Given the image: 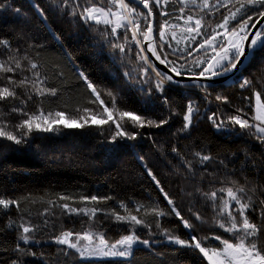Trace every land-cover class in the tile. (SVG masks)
<instances>
[{
	"label": "trees",
	"instance_id": "obj_1",
	"mask_svg": "<svg viewBox=\"0 0 264 264\" xmlns=\"http://www.w3.org/2000/svg\"><path fill=\"white\" fill-rule=\"evenodd\" d=\"M92 2L116 10L108 0H103V4L101 0ZM79 4L78 11H82L87 0H79ZM72 7H75L74 2ZM153 7L157 29L165 21L182 27L190 14L205 17L206 27L201 29L204 35L197 37L195 43L177 44V39L168 36L172 48L181 49L175 54L164 44L168 59L176 62L182 74H198L206 64L196 61L207 62L210 50L196 51V48L222 22L228 9L218 5L213 15L194 5L185 7L179 0H169L166 7L163 4ZM182 8H185L183 13ZM248 11L256 16V9ZM135 18H140L143 24L142 17ZM104 32L108 35L101 34ZM125 34L128 41L123 40ZM117 43L126 44L124 52L112 46ZM139 52L140 47L132 42L130 31L111 35V27L92 21L85 23L79 14H71V8L64 6L63 0H0V62L14 69L0 72V87L14 88L17 93L16 99L0 101V124H6L8 130L20 135L16 125L27 117L19 109L29 115L38 110L82 114L75 112L77 108L100 113L102 106L99 102H90L95 96L86 88L80 73L101 91L105 105L111 106L112 98L106 94L111 92L117 108L147 119L168 121L159 128H133L125 118L122 125L137 133V137L134 140L118 138L115 143L111 141L114 134L111 121L103 126L90 121L83 128L54 125L57 130L46 133L33 130L21 144L0 137V199L16 201L19 205L0 206V264H210L199 250L170 242L165 232L184 240L195 235L210 249L222 248L216 236L233 239L231 233L219 227L225 217L218 216L220 209L214 208L213 202L203 198L196 189L210 192L233 187L231 181H236V186H246L248 195L253 198L255 211L250 208L247 212L250 220L264 223L260 217L264 206L259 203L264 200V143L257 139L262 134L227 122L228 116L240 115L256 124L253 90L241 88L240 84L248 79L257 91L261 89L264 46L257 48L252 63L233 84L202 89L178 88L165 82L163 94L154 87L158 80L154 72L149 69L148 76L142 74V69L148 66L139 59ZM17 61L21 64L19 69L15 68ZM31 63L38 67L31 69ZM37 72L44 79L43 86L56 88L57 95L38 97L33 94L32 99H28L32 92L31 81ZM25 77L28 78L27 91L10 83V80ZM217 95L227 97L228 103L217 101ZM261 102L264 103V92ZM190 103L198 112L194 113L192 127L180 131ZM14 108L17 111H13ZM213 113L226 121L220 128L209 119ZM114 118L119 119L115 113ZM196 153L209 155L211 159L201 163ZM186 162H191L193 174L188 172ZM149 170L157 177L159 186L148 175ZM252 188L256 189L255 193L250 191ZM164 193L191 223V229L185 228L171 211L173 206L167 203ZM221 195L224 194L218 193ZM61 196L66 199H60ZM91 197L98 199L93 201ZM220 203L219 199L215 202ZM65 204L68 208L62 207ZM157 206L168 214L153 215L152 209ZM73 208L78 212L70 211ZM84 209L89 213L85 214ZM91 209L97 210L95 216L91 215ZM113 212L120 215L131 212L149 227L117 221ZM194 213L203 220L196 219ZM235 214L239 219V213ZM21 225L35 229L28 234L32 240L27 244L19 239ZM130 230L150 244H140L142 246L126 258L81 257L76 250L55 242L65 231L74 234L90 231L95 243L98 244L99 234L113 243ZM259 239V247L264 250V231L260 232ZM79 243L86 245L87 241Z\"/></svg>",
	"mask_w": 264,
	"mask_h": 264
},
{
	"label": "snow or ice",
	"instance_id": "obj_2",
	"mask_svg": "<svg viewBox=\"0 0 264 264\" xmlns=\"http://www.w3.org/2000/svg\"><path fill=\"white\" fill-rule=\"evenodd\" d=\"M72 2L75 3V7H72ZM63 0L64 6L71 8V14H79L80 18L84 20L85 23L89 21L94 22L96 25H104L106 28L111 27V35H117L119 30H124L125 33L131 32L132 42L140 47V52L137 54L139 59L143 61L144 64H147V68L142 69V74L144 76L149 75V69L155 73V76L158 78L154 82V87L156 91L163 94L165 82L178 83L174 79L173 75L168 73H161L155 67V65L149 60L146 54L141 55L142 53L150 52L153 57L160 64L164 65L169 69L171 73L175 74V77L182 78V72L180 68L175 66L176 62L169 60V53L164 52V44H167L168 47L172 48L171 43L165 40L167 34L166 30L168 29H180L181 33H188L189 35L181 37V39H187L191 43H195L197 37L204 35L201 29L205 28V17L197 14L187 15L184 19V26L181 27L178 24L169 25L167 21L161 23L156 30L157 35H154L153 19L155 16L154 7H160L162 4L166 7L169 3V0H139V3L147 9V13L139 12L135 7H132L126 0H108V2L114 6L117 10H113L112 7L99 6L92 2V0H87L86 6H83L82 11L80 9L79 0ZM179 2L185 7L188 5H194L199 8L201 11L208 10L210 14H215V9L217 5L222 6L228 9L227 15L222 17V22L216 25L215 29L211 33H208L203 40H201L196 48V51L204 49L205 52L210 50L212 53H215L210 57V59L205 62L204 60H197L198 64H206L202 70L196 74V77H204L205 79H211L212 77L219 76L222 73H226L237 67V64L240 63V58L246 56L245 54V44H248L250 49L258 48L264 46V34L257 32L255 37L249 41V36L251 32L249 30L250 25L255 26L261 20H264V0H216V4H213V0H179ZM103 4V0H101ZM235 5H238L236 7ZM38 7V6H37ZM232 7H235V10H232ZM256 9V16H252L248 9ZM19 11V9H17ZM185 8L181 9L183 13ZM42 14V10H41ZM163 15L167 16V12H163ZM135 17H142L143 24L140 20L135 19ZM235 22V23H233ZM209 27L211 25H208ZM104 36H107L108 33H101ZM222 37V39H220ZM171 39H177V33L171 31ZM124 41H128V36L125 34L123 36ZM162 41L163 43H159ZM181 41L177 40V44ZM6 45V42H3ZM147 45V49L143 45ZM113 47L118 48L121 52H124L126 44L117 43L112 45ZM186 50V49H185ZM181 51L180 48H172V54ZM27 59V57H25ZM38 65L36 63H31L30 68L36 69ZM183 67V65H181ZM15 68H21L19 61L16 62ZM12 67L7 66L6 63L0 62V72H13ZM208 74L205 76V74ZM35 79L31 81L32 92L28 94V99H32V95L38 97H43L45 95L55 96L57 95L56 88H48L44 85V79H41L40 73H35ZM127 75V73H126ZM81 79L84 81L85 86L91 93L95 96L94 101L91 103L99 102V105L102 106V111L100 113H93L91 109L88 108H77L75 112L82 113L80 115H68L63 111H48L38 110L36 113L29 115L23 109H19L27 119L23 120L16 125V128L20 130V135H15L11 130H8L6 124H0V137H4L10 141H13L15 144H21L25 141V138L33 130L38 132H52L57 130L54 128V125L63 124L64 128H83L85 125L92 123L103 126L109 124V121L112 122L114 126V134L111 137V141L115 143L117 139H129L134 140L137 137V133L128 131L124 127L121 121H124L127 118V121L131 124L133 128H144V127H156L159 128L164 124H167V120L155 121L152 119H147L139 114H136L131 111L121 110L115 105V96L108 92V96L112 98L111 106L105 105L104 100L101 99V91L98 90L97 86L93 84L87 76L83 73H80ZM27 77L19 81H11L10 83L14 84L16 87L25 88L27 91L28 83ZM151 80V77H149ZM202 89H206L207 85H199ZM241 88H251L253 90V95L255 98V115L253 119L259 123L252 124L249 123L247 119L242 118L240 115H233L227 117V122L233 125L239 126L241 129H254L255 133H260L262 135L257 136V139L261 140L264 143V103L261 102V93L264 92V83L261 84V89L256 90L255 85L251 80L244 79L240 84ZM151 89H149V92ZM9 98L16 99L17 93L14 88L8 86L0 87V101L7 100ZM217 101H222L223 103H228V98L217 95L215 97ZM164 103L167 104V97H164ZM17 111V109H13ZM240 109H237V112H240ZM198 112L193 104H188L186 108V113L183 116L184 124L180 131H187L193 125L194 113ZM114 113L118 116L119 119L114 118ZM106 114V116H103ZM102 116L103 118H97ZM212 120L213 125L217 128H220L225 124V120L220 119L216 116V113H213L209 117ZM174 152H177V149L173 148ZM199 157L200 162H206L211 159L209 155H201L200 153L195 154ZM188 172L193 174L191 162H186ZM148 175L152 178L153 181L159 186V181L157 177L151 172L148 171ZM233 187H221L217 190L210 192H204L201 189L197 188L196 191L208 201L213 202L214 208H219L218 216H224L225 222L219 223V227L224 229L225 232L232 234L233 239H222L219 236H216L215 239L220 241V244L223 245L222 248H208L203 244V242L198 239L195 235L191 236L189 240H184L178 236L172 235L170 232H165V236L170 242H173L177 245L184 247H191L196 250H199L200 253L206 257L211 264H264V250H262L259 245L261 243L259 235L261 231H264V223H256L250 220L247 212L250 208L255 211L253 208V198L248 195V189L246 186H236V181H231ZM163 192V189L161 188ZM250 191L255 193L256 189L252 188ZM218 193L224 195L218 196ZM225 196L227 199H225ZM164 197L167 200L169 205H172L171 211L179 217L185 228H192L191 223L184 219L181 216V213L177 211L174 201L168 197L167 193H164ZM60 199H66V197L61 196ZM70 199V197L68 198ZM87 199V198H85ZM93 201L97 200V197H91ZM220 200L221 203L216 205L215 202ZM238 207H233V204ZM261 206H264V200L259 201ZM12 205L19 206L16 201L0 199V206L3 208H9ZM62 207L68 208V205H63ZM123 207V205H122ZM143 207V206H141ZM72 212H78L77 209H70ZM85 214L89 213V210H83ZM96 209H91V215L95 216ZM139 211V209H137ZM153 215L164 216L167 215L164 210L159 209V207H154L152 209ZM235 213H239V219ZM112 215L117 221L128 223L129 225H143L144 227H149L145 224V221L142 218H138L136 215L129 212L127 215H120L113 212ZM196 219L203 220V218L198 214L194 213ZM260 217L264 220V211H261ZM239 225V226H238ZM22 228V233L19 237L21 241L25 244L29 243L32 240L28 234L33 232L35 229L30 226H20ZM75 236V240L73 237ZM98 244L94 242L93 233L85 232L83 234H74L71 231L62 232L59 237L56 238L55 242L59 245H65L69 249L76 250L81 257H91L97 255L111 256V257H131L132 249L137 243L148 246L150 242L148 240H142L135 231L130 230L129 234L123 235L121 238L116 240L113 243H110L103 234L97 236ZM87 241L86 245H80L79 241ZM17 250L20 251L19 245H17Z\"/></svg>",
	"mask_w": 264,
	"mask_h": 264
},
{
	"label": "water",
	"instance_id": "obj_3",
	"mask_svg": "<svg viewBox=\"0 0 264 264\" xmlns=\"http://www.w3.org/2000/svg\"><path fill=\"white\" fill-rule=\"evenodd\" d=\"M127 3L130 5L136 6L140 10H142L145 14L147 13V9L143 7L139 3V0H126ZM153 27H154V35H157V27H156V17L154 16L153 19ZM251 35L249 36V41L255 37V34L257 32H260L261 34H264V20H261L258 24H256L254 27L252 26L250 29ZM145 49H147V45H143ZM257 48L250 49L248 47V44H245V54L246 56H242L240 58V63L237 64V67L235 69H232L226 73H222L219 76L212 77L211 79H205L204 77L197 78L196 75H182L181 77H175L174 73H171L168 68H166L164 65L160 64L159 61L155 59L151 55L150 52H145V54L148 56L149 60L155 65L156 69L160 71L161 73H168L169 75H173L174 79L178 81V83H172L175 87L178 88H193V87H199V85H207V88H216L219 86L224 85H230L235 82V80L250 66L252 63L253 57L255 55ZM208 74H205L207 76Z\"/></svg>",
	"mask_w": 264,
	"mask_h": 264
},
{
	"label": "rangeland",
	"instance_id": "obj_4",
	"mask_svg": "<svg viewBox=\"0 0 264 264\" xmlns=\"http://www.w3.org/2000/svg\"><path fill=\"white\" fill-rule=\"evenodd\" d=\"M218 6V5H217ZM117 10V9H116ZM115 11V10H114ZM135 19H137V20H140L141 21V19L140 18H135ZM183 27V26H182ZM174 31L177 33V35H178V38H177V40H180L181 42L180 43H185V42H187L188 40L187 39H181V37H187L189 34L188 33H181L180 32V29L179 28H177V29H174ZM166 32H167V34H166V36H165V40H167V37L168 36H170L171 35V30L169 29V30H166ZM220 39H222V37L220 38ZM215 53H212L211 51L209 52V56H208V59H210V57L212 56V55H214ZM207 74V73H206ZM254 105H255V103H254ZM254 110H255V107H254ZM255 115V114H254ZM255 121V120H254ZM256 123H259L258 121H255ZM60 125H63V124H60ZM139 246H142V245H140L139 243H137L136 245H134V247H133V249H132V252H133V250L135 249V248H137V247H139ZM97 256H100V257H109V258H111L110 256H103V255H97ZM124 258H126V257H124ZM208 260V259H207ZM209 261V260H208ZM209 263L211 264V262L209 261Z\"/></svg>",
	"mask_w": 264,
	"mask_h": 264
},
{
	"label": "built area",
	"instance_id": "obj_5",
	"mask_svg": "<svg viewBox=\"0 0 264 264\" xmlns=\"http://www.w3.org/2000/svg\"><path fill=\"white\" fill-rule=\"evenodd\" d=\"M122 32V30H119L118 33Z\"/></svg>",
	"mask_w": 264,
	"mask_h": 264
}]
</instances>
